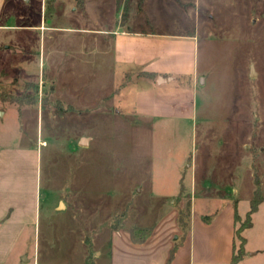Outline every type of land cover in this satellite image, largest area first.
I'll return each mask as SVG.
<instances>
[{
	"label": "rangeland",
	"instance_id": "374dc122",
	"mask_svg": "<svg viewBox=\"0 0 264 264\" xmlns=\"http://www.w3.org/2000/svg\"><path fill=\"white\" fill-rule=\"evenodd\" d=\"M18 1L14 22L22 11L39 25L28 34L31 51L0 54V150L35 197L34 219L14 246L18 263L103 264L109 227L124 217L148 227L189 203L206 216L220 196L237 199L241 225L256 175L264 191V163L256 172L253 154L264 148V0H115L117 10L112 0H89L98 9L88 16L65 8L42 21L37 0ZM125 26L191 32L206 80L188 113L134 118L137 71L113 75L110 57L91 53L106 37L96 30ZM180 176L188 189L177 192ZM241 233L246 262L264 264L263 252L250 256L263 232Z\"/></svg>",
	"mask_w": 264,
	"mask_h": 264
},
{
	"label": "crops",
	"instance_id": "0c3cea01",
	"mask_svg": "<svg viewBox=\"0 0 264 264\" xmlns=\"http://www.w3.org/2000/svg\"><path fill=\"white\" fill-rule=\"evenodd\" d=\"M23 1L28 0H19L18 3ZM88 1L82 0V5L79 6L75 0H37L40 5L39 21H42V13L44 19L46 18L44 13L48 3L52 8L49 16L54 15L53 11L56 10L57 14V10L61 11L65 8L68 12L79 10L83 16H88L89 11L98 9L95 8L96 5H88ZM64 5L66 6L63 7ZM112 7L117 10L115 0H112ZM113 8L111 10L114 11ZM16 19L14 22V0H0L1 55L31 51L29 45L32 43V38L28 34L30 30L36 29L39 25L32 22V19L29 20L22 11L17 13ZM74 27L81 32L94 31L86 26ZM14 29L28 33L26 36L20 34L14 37ZM96 31H100L106 37L97 38L92 42L91 53L97 56V59L100 55L103 61L109 56L113 75L116 70L119 72L144 71L155 74L154 78L138 76V87L140 88H135L133 92V115L136 120L142 121L143 119L144 121V118L188 113L198 81L200 80L203 84L206 80L204 74H199L195 70V45L191 32L131 30L127 26L117 30L102 28ZM82 44L83 42L80 45ZM83 138L88 144V136L80 137L79 143ZM257 147L253 152L256 166L261 162L264 163V148H260L258 144ZM3 154L7 160H3ZM11 157L9 151L3 150L0 153V264H19L17 249L14 246L25 234L27 227L31 224L30 221L35 216L34 193L31 191L30 196L27 187L14 178V160L10 159ZM191 166H193L192 163L186 167ZM262 168L264 169V165ZM255 169L256 172L261 170V165ZM208 171L211 170L208 169ZM222 172H225V169H222ZM232 172L235 173L236 170L230 169L228 173L232 174ZM257 178L256 175L255 181H257L262 199L252 213L248 227L262 231L264 240V191L261 189L263 181ZM208 179L205 180L206 185L210 181ZM178 181L177 192L181 187L188 189L187 184L183 182V176H180ZM190 183L193 185L194 181L191 180ZM216 201L218 207L208 215V220H203L202 215L197 212L192 213L190 203L189 228L183 236L177 222V207L166 212L156 223L148 227L140 223H125L124 217L120 226L109 227V254L103 264H166L172 247L177 248L170 264H230L234 247L238 245L235 231L239 223L235 221V214L239 219L241 215L237 210L235 197L230 199L229 196H220ZM59 202L64 205L61 200ZM132 227L149 228L150 230L144 240L136 242L130 235L129 230ZM241 235L244 238L243 254L236 264H260L246 262L248 258L245 253L247 238L242 233ZM251 249L254 250L250 256H256L259 252L264 253V244H258ZM15 252L16 255H14ZM25 262H28V259ZM21 264L25 263L21 262Z\"/></svg>",
	"mask_w": 264,
	"mask_h": 264
},
{
	"label": "trees",
	"instance_id": "16d2710c",
	"mask_svg": "<svg viewBox=\"0 0 264 264\" xmlns=\"http://www.w3.org/2000/svg\"><path fill=\"white\" fill-rule=\"evenodd\" d=\"M76 4L81 6L82 5V0H75ZM51 13V4H47L46 5V10L44 13V16H49ZM137 75L138 76H144V77H150V78H154L155 74L151 73V72H144V71H137ZM255 185L256 188L254 189L253 192V196L252 199L250 200V204H249V209L246 212L244 221L241 223V225H239L236 228L235 234L236 237L238 238V245L236 247H234V251L232 253V257H231V261L230 264H236V262L241 258L242 254H243V243H244V238L241 235V229L246 228L250 225V214L251 212L255 211V209L257 208L258 203L261 201L262 196L260 194L259 188L257 186V181H255ZM187 210L186 211H182L180 208L177 207L178 210V216H177V222L178 225L180 227V230L182 231V236L186 234V232L188 231L189 228V216H190V203L187 205ZM209 216H202L203 220H208ZM235 221H239V217L237 216V214H235ZM149 228H139V227H132L130 228V235L133 241L139 242L145 239V237L147 236V234L149 233ZM181 236V237H182ZM177 247H172L169 256L167 258V262L166 264H170V261L173 257V254L175 252Z\"/></svg>",
	"mask_w": 264,
	"mask_h": 264
},
{
	"label": "water",
	"instance_id": "95a60500",
	"mask_svg": "<svg viewBox=\"0 0 264 264\" xmlns=\"http://www.w3.org/2000/svg\"><path fill=\"white\" fill-rule=\"evenodd\" d=\"M250 73L252 74V73H254V70L252 69V66L250 67ZM81 141H85V139L83 138V139H81ZM61 204V203H60Z\"/></svg>",
	"mask_w": 264,
	"mask_h": 264
}]
</instances>
